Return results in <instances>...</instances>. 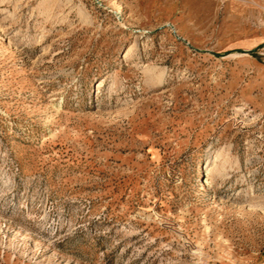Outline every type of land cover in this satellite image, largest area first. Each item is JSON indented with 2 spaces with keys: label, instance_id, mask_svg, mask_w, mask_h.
Returning a JSON list of instances; mask_svg holds the SVG:
<instances>
[{
  "label": "rangeland",
  "instance_id": "obj_1",
  "mask_svg": "<svg viewBox=\"0 0 264 264\" xmlns=\"http://www.w3.org/2000/svg\"><path fill=\"white\" fill-rule=\"evenodd\" d=\"M0 264H264V0H0Z\"/></svg>",
  "mask_w": 264,
  "mask_h": 264
}]
</instances>
